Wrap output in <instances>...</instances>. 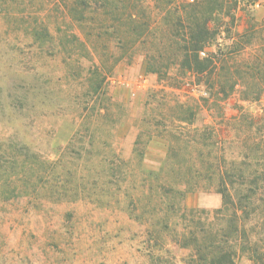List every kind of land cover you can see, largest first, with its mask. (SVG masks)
I'll list each match as a JSON object with an SVG mask.
<instances>
[{
  "label": "rangeland",
  "instance_id": "obj_1",
  "mask_svg": "<svg viewBox=\"0 0 264 264\" xmlns=\"http://www.w3.org/2000/svg\"><path fill=\"white\" fill-rule=\"evenodd\" d=\"M146 2L155 17H164L156 0ZM0 3V264H195L192 234L229 226L228 218L216 213L221 194L203 185L176 200L184 213L172 211L169 196L161 201L144 170H159L167 156L170 136L164 125L191 140L204 126L214 127V135L228 141L248 132L239 130L244 113L254 119L253 135L264 136V92L258 100L255 95L245 100L249 90L239 87L226 98L217 94L221 86L215 81L231 65L238 76L247 71L246 63L264 56V0H257L250 14L249 0L239 1L235 23L229 19L222 34L230 37L225 44L236 42L232 50L223 49L231 59H217L212 75L183 78L185 72L175 69L170 79H160L147 71L141 49L116 63L109 100L103 102L82 90L87 61L75 62L71 70L64 63L71 56L68 45L41 49L47 38L31 31L45 23L57 44L70 28L62 7L52 0ZM133 12L140 23L146 20L139 9ZM114 50L112 60L123 56L118 45ZM224 84L228 91L230 83ZM102 106L108 109L103 118L96 116ZM188 108L196 112L193 125L174 123ZM72 121L81 127L68 143L64 169L61 162L53 165V152L66 146L60 142L62 129ZM223 145L227 154L236 151ZM192 209L200 213L189 214ZM238 224L241 234L243 228L253 232L264 261V207L256 218L240 212ZM236 262L253 264L241 251Z\"/></svg>",
  "mask_w": 264,
  "mask_h": 264
},
{
  "label": "trees",
  "instance_id": "obj_2",
  "mask_svg": "<svg viewBox=\"0 0 264 264\" xmlns=\"http://www.w3.org/2000/svg\"><path fill=\"white\" fill-rule=\"evenodd\" d=\"M52 1L54 6L62 7L69 18L70 28L60 37L64 41L61 43L59 38L58 43L54 44L57 39L48 35L45 23H40L38 28H32L31 31L47 38L45 46H40L41 49L49 44L52 49L68 45L71 56L64 63L71 70H74L75 62L80 64L82 60L87 61L90 65L81 84L82 90L86 97L98 96L102 102L109 100L107 85L116 63L122 58L131 57L134 51L143 49L141 51L147 71L168 80L175 69L185 72L183 78L192 74L212 75L217 59L222 58L224 63L231 59L230 52H224L223 49L230 50L236 45V42L225 44L230 37L222 38V34L228 32L229 19L235 23L240 0H197L184 5L179 4L178 0H156L158 11L165 13L162 19L155 17L153 10L148 9L146 0ZM256 2L249 0L248 14ZM137 9L145 15L146 20L141 23L139 15L133 12ZM132 33L138 35V38L132 39ZM117 45L123 56L112 60ZM211 47H216L218 52H207ZM240 47V50L245 49V46ZM106 56L109 58L105 61L103 57ZM245 65V73L237 76L231 70L235 66L231 65L225 77L215 79L221 86L217 94L224 93L227 98L240 87L243 93L247 94L249 90L250 94H247L245 100H249L252 95L256 97L254 100L260 99L264 92L261 86L264 81V56ZM224 81L230 83L228 91ZM250 81L258 90H250ZM182 105L180 108L184 109ZM107 113L108 109L102 106L96 111V116L103 118ZM195 116L196 112L188 108L180 111L173 121L193 125ZM240 120L242 124L239 130L248 132L242 138L228 136V141L216 137L214 127L204 126L205 130H198L197 137L191 140L181 135L178 129L172 132V126L164 125L163 132L170 136L167 156L159 170H144L149 181L156 184L162 196L161 201H164V196H169L167 209L172 211L176 209L184 213L181 204L177 206V201L183 200L188 192L198 190L203 185L206 188L215 187L221 194L223 204L216 213L223 219L228 218L229 226L192 234L190 241L196 255L195 264H237V251L246 254L253 264L264 262L253 232L243 228L241 234L238 224L240 212L242 217L256 218L261 206L264 207V136L253 135V118L243 113ZM66 125L60 139L63 146H66L59 144L53 152L56 159L52 160L53 165L61 162L63 168L68 143L81 127L74 121L66 122ZM181 129L185 128L182 126ZM141 142L137 140L136 149ZM226 142L229 148L236 151L227 154L223 145ZM139 156L142 157V153ZM10 181L13 184L18 182L14 178ZM187 212L195 216L200 210Z\"/></svg>",
  "mask_w": 264,
  "mask_h": 264
}]
</instances>
